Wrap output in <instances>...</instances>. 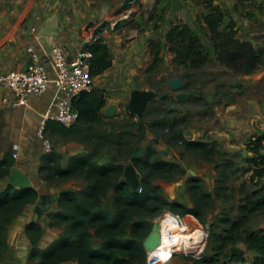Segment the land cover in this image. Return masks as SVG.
Wrapping results in <instances>:
<instances>
[{
	"label": "trees",
	"instance_id": "obj_1",
	"mask_svg": "<svg viewBox=\"0 0 264 264\" xmlns=\"http://www.w3.org/2000/svg\"><path fill=\"white\" fill-rule=\"evenodd\" d=\"M202 1L207 13L202 14L199 21L209 31L217 59L242 74L253 73L264 62V49L255 48L251 42L241 40L233 22L226 24L223 11L212 1ZM165 43L176 65L200 68L208 60L201 37L186 23L175 24L166 34ZM163 47L161 40L149 41V53L153 60L149 72L163 62ZM86 51L91 54L89 62L92 76L102 74L112 65V54L103 39L95 40ZM105 105L104 94L94 89L76 102L80 119L75 126L67 128L59 122L48 121L47 130L58 132L66 138L83 134L79 124L84 122L91 126L102 122V109ZM148 111L147 109L144 116ZM140 124L145 130L146 125ZM171 125L174 126L175 122ZM160 126L162 127L163 123H160ZM84 137L94 145L97 139L107 140V136L99 132ZM172 137L193 157L213 162L211 154L215 148L211 144L187 140L180 132ZM263 140V136L258 137L249 148L255 156L249 160L255 165L252 174L254 179L264 177ZM121 143L115 141V144ZM97 151L98 149H95L92 153L86 152L71 157L66 168L62 167V155L54 150L43 157L44 165L41 170L44 180L61 183L77 178L86 186L76 191L64 190L57 197L60 210L49 213L48 216L51 220L50 226L60 228L62 235L49 247L39 246L43 229L38 222L32 221L26 225V234L31 242L30 264H144L147 252L143 239L151 232L152 220L164 210L171 209L182 215L190 214L200 222H205L206 214L213 205V197L195 176L186 177L193 202L192 208L167 200L161 192V186L155 184L157 179L173 181L177 177H185L187 171L181 164L159 160L155 157L157 151L151 147L147 148L144 157L132 158L141 179V190L135 193L123 178V165L100 164L96 160ZM13 165V160L8 157L0 161V179L11 172ZM37 199L38 191L32 186L16 188L10 184L0 193V262L7 249L10 224L28 205L36 203ZM260 206V202L252 200L242 204L239 207V217L231 220L226 216L223 219L229 224L225 235H217V239L221 240L220 248L242 238L248 249L258 255L256 264H264V230L247 231L246 226L249 213ZM188 258L192 260V264H220L217 254L200 253ZM230 259L240 261L241 257L234 250Z\"/></svg>",
	"mask_w": 264,
	"mask_h": 264
},
{
	"label": "rangeland",
	"instance_id": "obj_2",
	"mask_svg": "<svg viewBox=\"0 0 264 264\" xmlns=\"http://www.w3.org/2000/svg\"><path fill=\"white\" fill-rule=\"evenodd\" d=\"M212 2L214 4V0ZM187 6L190 7L189 3ZM216 6L225 14L226 24L233 22L241 40L251 42L255 48L264 49V0H218ZM193 11L196 12V8ZM198 11L200 13L202 10ZM129 12H126L128 19L135 14V11ZM177 23L184 22L179 20ZM193 25L202 39L208 58L202 67L176 65L172 61V54L166 50L162 52L163 62L149 72L153 60L148 48L149 57L145 60L147 70L139 73L136 78L143 90L156 92V97L148 107V114L142 119L131 114L128 101L121 106L120 115L106 116L100 123L87 128L85 126L83 134L72 140L84 147L86 152L92 153L98 149L96 160L100 164L117 163L124 168L133 163L131 154L135 147L154 148L157 151L156 158L177 162L187 171L185 177H177L173 181L155 180L167 200L193 207L186 183L188 176H195L212 195L213 205L206 214L205 222L202 223L193 216L202 227L203 242L189 250L176 248L169 262L154 264H192L188 256L200 253L217 254L220 264H256L258 255L248 249L242 238L220 248L221 240L217 239V235H225L229 228V224L223 219L226 216L231 220L239 217V207L248 200L260 202L261 206L249 213L246 230H264V177H252L255 165L249 161L255 157L249 150L250 144L258 137H264V62L251 74L238 72L217 59L206 26L202 23ZM175 77L183 78V91L196 90L198 94L178 101V91L169 86L170 79ZM173 122L174 126L171 125ZM140 123L145 124L147 129L145 127L143 130ZM160 123L165 127H161ZM97 132L107 136V140L97 139L94 145L84 137ZM179 132L187 140L211 144L215 148L211 154L213 162L193 157L181 143L173 139V134ZM48 136L54 147L58 138L50 134ZM115 141L122 143L115 144ZM85 186L77 178L67 183V187L74 190L84 189ZM168 215H179L185 223L188 222L189 214L182 215L166 209L152 220L151 231L159 227L161 232V223ZM180 227H185V224H180ZM60 231L58 238L62 235V230ZM234 250L241 257L240 261L230 259ZM149 263L147 252L144 264Z\"/></svg>",
	"mask_w": 264,
	"mask_h": 264
},
{
	"label": "crops",
	"instance_id": "obj_3",
	"mask_svg": "<svg viewBox=\"0 0 264 264\" xmlns=\"http://www.w3.org/2000/svg\"><path fill=\"white\" fill-rule=\"evenodd\" d=\"M123 2L124 0H0V72L25 67L30 61L27 52L29 46L49 53L54 46L61 45L70 59L82 53L90 58L91 54L86 51L84 43L91 39L96 26L108 20L109 25L99 38L109 47L112 65L95 77L94 89L104 94V117L120 115L121 106L130 100L132 91L143 90L136 78L139 73L147 70L145 60L149 57V41L161 40L163 51H168L165 36L169 30L179 20L194 30L193 24H201L199 18L206 13L202 0H141L140 4L119 13L117 10ZM217 3L218 0H214V5ZM195 8L196 12L202 11H198L196 15L193 11ZM133 11L135 14L127 20L124 16L128 12L134 13ZM118 20H122L121 26L113 29ZM91 22L94 26L87 29ZM32 28H36L35 31ZM55 93V87L51 86L45 95L31 99L26 107L0 108V161L5 157L13 160L11 172L18 168L27 174L32 187L38 191V198L40 194L45 195L47 204L39 205L37 199L36 203L28 205L13 220L9 226L7 249L0 264H30L31 242L26 234V225L32 221L38 222L43 229L39 241L41 248H47L57 240L60 228L50 226L48 214L60 210L57 197L62 191L78 190L67 187V183L76 178L61 183L51 182L50 185L42 176L43 157L48 152L37 136V129L45 113L53 110ZM111 105H115L116 109L109 116L107 109ZM85 126L90 127L84 122L79 124L83 132ZM47 131L59 140L53 150L62 155V167H68L71 157L86 153L84 147L72 140L76 135L66 138L50 129ZM15 146L17 150L14 149ZM15 152L17 157L13 156ZM9 174L0 179V193L10 185Z\"/></svg>",
	"mask_w": 264,
	"mask_h": 264
},
{
	"label": "built area",
	"instance_id": "obj_4",
	"mask_svg": "<svg viewBox=\"0 0 264 264\" xmlns=\"http://www.w3.org/2000/svg\"><path fill=\"white\" fill-rule=\"evenodd\" d=\"M124 17L128 19L129 16L126 14ZM27 52L30 61L25 67L0 72V108L26 107L31 99L42 97L54 86V108L45 113L37 129V136L46 152H51L54 147L48 136L47 122L56 121L67 128L75 126L80 119L75 104L81 96L94 89L95 77L91 75L89 58L85 53L70 59L61 45L54 46L49 53L29 46ZM14 149L17 150V146ZM13 156L17 157V152ZM174 217L179 225H188L181 216Z\"/></svg>",
	"mask_w": 264,
	"mask_h": 264
},
{
	"label": "water",
	"instance_id": "obj_5",
	"mask_svg": "<svg viewBox=\"0 0 264 264\" xmlns=\"http://www.w3.org/2000/svg\"><path fill=\"white\" fill-rule=\"evenodd\" d=\"M141 3V0H124L123 4L118 8V12L121 13L125 10H128L133 5H138ZM122 20H118L114 25L113 29H117L119 26H121ZM109 25L108 20H104L101 24L96 26L92 31V37L90 40H87L84 43V46L88 47L92 41L97 40L101 34L104 32V30ZM94 26V23H89L87 26V29L92 28ZM169 86L173 89L178 91L176 94V99L178 101H182L186 99L188 96H194L198 94V91L192 90L190 92L183 91L185 82L183 78L181 77H175L170 79ZM156 97V92L154 90H139L135 89L132 91L130 100L128 103V109L131 114L136 115L138 118H142L148 109L150 103L152 100ZM116 109L115 105H111L107 109V115L111 116L113 115L114 111ZM146 152V148H143L141 146L135 147L132 158H140L142 155H144ZM124 180L126 183L129 184L131 187V190L133 192H138L140 185H141V179L139 176L138 169L133 163L128 164L124 168ZM9 183L15 187L19 188H28L32 186V181L30 177L22 172L20 169L15 168L8 176ZM37 203L39 205H47L46 204V196L43 194L39 195ZM159 227L152 230L148 236L145 238L143 246L145 250L149 253L152 249L156 248L160 244V237H159Z\"/></svg>",
	"mask_w": 264,
	"mask_h": 264
},
{
	"label": "bare ground",
	"instance_id": "obj_6",
	"mask_svg": "<svg viewBox=\"0 0 264 264\" xmlns=\"http://www.w3.org/2000/svg\"><path fill=\"white\" fill-rule=\"evenodd\" d=\"M188 225L180 227L174 216L168 215L161 223L160 244L149 252L150 263L169 262L176 248L189 250L203 242L201 225L188 215Z\"/></svg>",
	"mask_w": 264,
	"mask_h": 264
},
{
	"label": "flooded vegetation",
	"instance_id": "obj_7",
	"mask_svg": "<svg viewBox=\"0 0 264 264\" xmlns=\"http://www.w3.org/2000/svg\"><path fill=\"white\" fill-rule=\"evenodd\" d=\"M185 87V86H184ZM142 157V156H141Z\"/></svg>",
	"mask_w": 264,
	"mask_h": 264
},
{
	"label": "clouds",
	"instance_id": "obj_8",
	"mask_svg": "<svg viewBox=\"0 0 264 264\" xmlns=\"http://www.w3.org/2000/svg\"><path fill=\"white\" fill-rule=\"evenodd\" d=\"M193 216V215H192Z\"/></svg>",
	"mask_w": 264,
	"mask_h": 264
}]
</instances>
